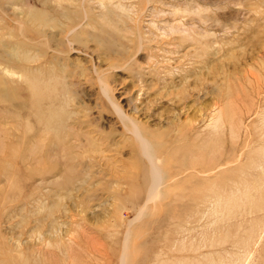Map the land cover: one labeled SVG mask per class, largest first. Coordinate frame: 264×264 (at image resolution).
<instances>
[{
	"label": "rangeland",
	"instance_id": "rangeland-1",
	"mask_svg": "<svg viewBox=\"0 0 264 264\" xmlns=\"http://www.w3.org/2000/svg\"><path fill=\"white\" fill-rule=\"evenodd\" d=\"M0 264H264V0H0Z\"/></svg>",
	"mask_w": 264,
	"mask_h": 264
},
{
	"label": "bare ground",
	"instance_id": "bare-ground-1",
	"mask_svg": "<svg viewBox=\"0 0 264 264\" xmlns=\"http://www.w3.org/2000/svg\"><path fill=\"white\" fill-rule=\"evenodd\" d=\"M100 88V87H99ZM124 117V116H123ZM129 121V120H128ZM233 125V124H232ZM133 127V126H132ZM135 128H136V126H135ZM133 130L135 131V129L133 128ZM134 134L138 137V139L140 140V141H142V143L141 144H139V145H142L141 147H142V152L144 153V154H146L147 156H148V158L151 160V158H150V154H149V151H148V148L149 147H147L146 145H145V142H143V137H142V134H140V131H138V129H137V131H135L134 132ZM146 156V157H147ZM147 158V159H148ZM187 158V157H186ZM185 159V158H184ZM183 162H185V161H183ZM182 162V163H183ZM201 163V162H200ZM195 166H196V168H198L199 170H202V169H207V170H209V169H211V168H214L216 165H201V166H197L196 165V163H190V164H187L186 166H183L182 167V169L183 170H186V169H188V168H195ZM181 169V170H182ZM151 176H152V179H151V186H150V197H152L155 193H156V190H157V188H158V185H159V183H160V174H159V171H156L155 170V168H152V170H151ZM175 183V182H174ZM175 184H177V183H175ZM174 185V184H173ZM179 186H180V184H179ZM148 195V196H149ZM147 196V197H148ZM154 197V196H153ZM148 200V199H147ZM152 200V199H151ZM147 202V201H146ZM149 202V201H148ZM142 212V211H141ZM126 252V251H125ZM126 254V253H125Z\"/></svg>",
	"mask_w": 264,
	"mask_h": 264
}]
</instances>
